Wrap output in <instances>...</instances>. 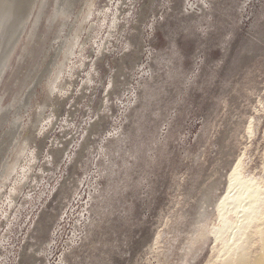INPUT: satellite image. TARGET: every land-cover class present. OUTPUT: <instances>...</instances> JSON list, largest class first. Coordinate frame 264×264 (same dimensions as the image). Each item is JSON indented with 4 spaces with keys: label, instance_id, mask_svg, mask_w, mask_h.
Here are the masks:
<instances>
[{
    "label": "rangeland",
    "instance_id": "rangeland-1",
    "mask_svg": "<svg viewBox=\"0 0 264 264\" xmlns=\"http://www.w3.org/2000/svg\"><path fill=\"white\" fill-rule=\"evenodd\" d=\"M57 3H39L38 25L30 20L12 52L5 105L54 62ZM107 4L110 19L46 108L54 123L29 141L38 159L1 217L0 264H208L212 238L196 260L185 249L204 197L214 192V215L239 158L256 172L264 162V0H96L94 9Z\"/></svg>",
    "mask_w": 264,
    "mask_h": 264
},
{
    "label": "bare ground",
    "instance_id": "bare-ground-1",
    "mask_svg": "<svg viewBox=\"0 0 264 264\" xmlns=\"http://www.w3.org/2000/svg\"><path fill=\"white\" fill-rule=\"evenodd\" d=\"M41 1L43 0H0V78L6 71L11 54L19 44L30 20L33 26L38 25L36 7ZM77 2L78 0H58L54 6V16L48 26H52L54 19L60 22L56 41L60 39L61 44L53 46L56 57L54 62L50 60L51 67L38 68L20 95L10 97L8 104L2 103L5 91L1 94L0 224L1 217L12 205L17 191L22 190L30 180L34 162L38 159V154H31L29 150L30 139L36 131L42 132L48 126L46 123H54L53 113L46 114L49 102L54 101V92L59 89L58 93H61L67 89V79L64 77L65 75L71 77L79 65L73 59L83 57L84 47L94 41L103 27L102 23L105 25L108 18L110 19L109 4L105 8L95 10L96 0H85L82 4L79 3L80 6H76ZM75 6L81 9L75 12ZM119 10L118 6L117 11ZM112 13L115 15L114 11ZM114 19L113 26L117 29L120 26L119 17L115 15ZM66 28H69V33H65ZM85 32L88 35L83 41L82 35ZM111 32L113 34V31ZM32 38L33 33L30 34L28 43ZM97 47L100 48L99 43ZM27 50L26 47L25 53ZM45 54L42 60L46 59L49 53L45 51ZM23 57L22 54L20 60ZM29 68L32 69L33 65ZM78 68H82V64ZM44 73H47V78L45 77L46 81L42 83V98L33 104L34 87L38 86ZM248 131L250 134L254 132L253 124L250 123ZM250 167L241 156L229 175L227 191L217 202V211L214 215L209 209L214 201V192L210 191L203 196V207L198 211L199 217L197 216L198 219L196 218L197 221L194 222L195 229L191 231L185 247L189 249V260L198 259L197 252L199 250L201 252L202 247L212 238L211 249L214 257L213 260L209 259L210 262L207 260L208 264H264V162L260 172H256L254 168L251 170ZM59 187H55L53 192L57 193L61 189ZM209 201V205H206ZM70 202L71 200L65 208ZM41 251L46 252V248Z\"/></svg>",
    "mask_w": 264,
    "mask_h": 264
}]
</instances>
